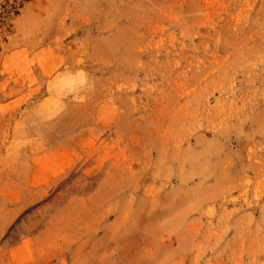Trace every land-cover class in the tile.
I'll return each instance as SVG.
<instances>
[{
  "label": "rangeland",
  "instance_id": "obj_1",
  "mask_svg": "<svg viewBox=\"0 0 264 264\" xmlns=\"http://www.w3.org/2000/svg\"><path fill=\"white\" fill-rule=\"evenodd\" d=\"M0 264H264V0H0Z\"/></svg>",
  "mask_w": 264,
  "mask_h": 264
}]
</instances>
